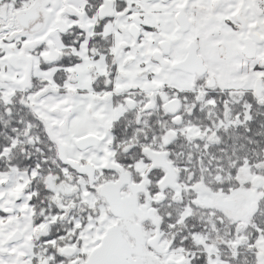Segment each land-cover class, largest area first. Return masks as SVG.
<instances>
[{
	"label": "snow or ice",
	"instance_id": "6c2138e0",
	"mask_svg": "<svg viewBox=\"0 0 264 264\" xmlns=\"http://www.w3.org/2000/svg\"><path fill=\"white\" fill-rule=\"evenodd\" d=\"M0 264H264V0H0Z\"/></svg>",
	"mask_w": 264,
	"mask_h": 264
}]
</instances>
